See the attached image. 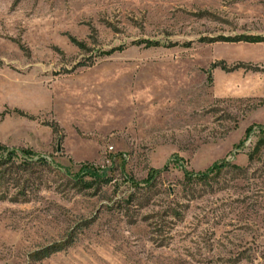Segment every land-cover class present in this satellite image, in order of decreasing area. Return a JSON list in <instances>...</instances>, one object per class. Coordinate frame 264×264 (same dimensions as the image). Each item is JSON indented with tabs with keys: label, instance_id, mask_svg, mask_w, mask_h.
<instances>
[{
	"label": "rangeland",
	"instance_id": "obj_1",
	"mask_svg": "<svg viewBox=\"0 0 264 264\" xmlns=\"http://www.w3.org/2000/svg\"><path fill=\"white\" fill-rule=\"evenodd\" d=\"M237 36L264 0H0V154L47 163L0 200V264H264V41Z\"/></svg>",
	"mask_w": 264,
	"mask_h": 264
},
{
	"label": "trees",
	"instance_id": "obj_2",
	"mask_svg": "<svg viewBox=\"0 0 264 264\" xmlns=\"http://www.w3.org/2000/svg\"><path fill=\"white\" fill-rule=\"evenodd\" d=\"M222 41L227 42H236V41H245L250 43H256V42H262L264 41V38L259 36H237L234 38H221ZM204 41V40H201ZM219 66L221 69L225 71H231L234 69H237L239 67H248L244 66L242 64H234L230 67H227L223 63H214L212 64V67ZM207 74V80H211V72L210 70H206ZM51 127L53 129L54 133L59 134V130L56 125L51 124ZM59 139H61V135H59ZM3 146L0 145V150H3ZM257 148V147H255ZM47 165L44 158H28L26 156L22 157L20 162L17 163L14 160L13 152L12 151H6L5 154H0V200L6 199L9 189H16L13 195H11L8 199L13 202L19 201V197L22 195L21 201H26V191H33L34 189H37L36 186L33 184L32 180H30L31 176L34 173V168L37 167H45ZM214 164L208 169V171L204 173H190V172H184L182 181H181V187L182 190H186L188 186L195 182H205L208 177V172L214 168ZM88 173V172H86ZM27 176H26V175ZM91 180L88 183L83 182L82 179H79V182L76 181L75 183H79L80 185H84L85 187H90L92 185L93 181H100L103 180L104 183H107V180L103 178V176L99 175H90ZM33 185L35 188H33ZM61 250L60 247H55L47 250L46 252L41 253L38 258L47 257L51 253H55L57 251Z\"/></svg>",
	"mask_w": 264,
	"mask_h": 264
}]
</instances>
